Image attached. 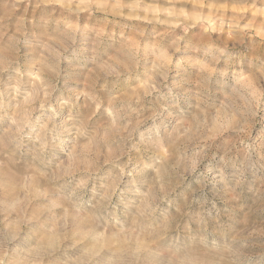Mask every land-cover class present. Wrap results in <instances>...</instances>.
Segmentation results:
<instances>
[{
	"label": "rangeland",
	"instance_id": "1",
	"mask_svg": "<svg viewBox=\"0 0 264 264\" xmlns=\"http://www.w3.org/2000/svg\"><path fill=\"white\" fill-rule=\"evenodd\" d=\"M0 264H264V0H0Z\"/></svg>",
	"mask_w": 264,
	"mask_h": 264
},
{
	"label": "bare ground",
	"instance_id": "2",
	"mask_svg": "<svg viewBox=\"0 0 264 264\" xmlns=\"http://www.w3.org/2000/svg\"><path fill=\"white\" fill-rule=\"evenodd\" d=\"M207 21H208V22H211V21H212V19H208ZM244 80H245V79H244ZM244 80L242 79V80H240V81H244Z\"/></svg>",
	"mask_w": 264,
	"mask_h": 264
}]
</instances>
